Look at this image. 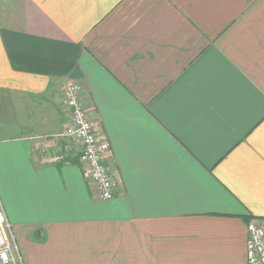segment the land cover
I'll list each match as a JSON object with an SVG mask.
<instances>
[{
    "label": "crops",
    "instance_id": "crops-1",
    "mask_svg": "<svg viewBox=\"0 0 264 264\" xmlns=\"http://www.w3.org/2000/svg\"><path fill=\"white\" fill-rule=\"evenodd\" d=\"M116 179L101 198L62 88ZM0 211L22 264H248L264 217V0H0Z\"/></svg>",
    "mask_w": 264,
    "mask_h": 264
},
{
    "label": "built area",
    "instance_id": "built-area-1",
    "mask_svg": "<svg viewBox=\"0 0 264 264\" xmlns=\"http://www.w3.org/2000/svg\"><path fill=\"white\" fill-rule=\"evenodd\" d=\"M64 90L70 123L61 135L82 146L81 162L84 176L99 190L101 198L109 200L113 198L117 188L113 172L105 163V154L111 145L97 131L80 85L75 80H69ZM3 219L0 211V261L3 264H16L20 257L11 234L8 230L2 229ZM247 262L264 264V217L254 218L248 222Z\"/></svg>",
    "mask_w": 264,
    "mask_h": 264
},
{
    "label": "rangeland",
    "instance_id": "rangeland-1",
    "mask_svg": "<svg viewBox=\"0 0 264 264\" xmlns=\"http://www.w3.org/2000/svg\"><path fill=\"white\" fill-rule=\"evenodd\" d=\"M70 80H72V79H70ZM78 83V82H77ZM79 84V83H78ZM81 87V86H80ZM82 89V88H81ZM62 98H63V101H64V103L66 104V106L68 107V105H67V103H66V98H65V90H64V87L62 88ZM81 92L83 93V91L81 90ZM83 98H84V96H83ZM85 101V100H84ZM86 103V102H85ZM87 105V104H86ZM88 107V106H87ZM89 109V108H88ZM70 123V122H69ZM69 125V124H68ZM61 137H63L62 135H61ZM105 163L107 164V162H106V159H105ZM108 165V164H107ZM109 167V166H108ZM0 264H3L1 261H0ZM10 264H15V263H10ZM16 264H22L21 262H20V260L18 261V262H16Z\"/></svg>",
    "mask_w": 264,
    "mask_h": 264
}]
</instances>
